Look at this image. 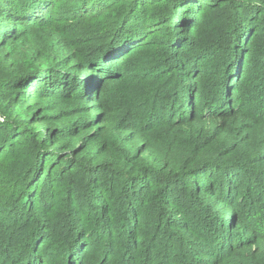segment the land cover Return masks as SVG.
I'll list each match as a JSON object with an SVG mask.
<instances>
[{
    "label": "trees",
    "instance_id": "1",
    "mask_svg": "<svg viewBox=\"0 0 264 264\" xmlns=\"http://www.w3.org/2000/svg\"><path fill=\"white\" fill-rule=\"evenodd\" d=\"M2 17L0 264H264V0Z\"/></svg>",
    "mask_w": 264,
    "mask_h": 264
},
{
    "label": "rangeland",
    "instance_id": "2",
    "mask_svg": "<svg viewBox=\"0 0 264 264\" xmlns=\"http://www.w3.org/2000/svg\"><path fill=\"white\" fill-rule=\"evenodd\" d=\"M0 19H1L0 21H1L3 26L5 25V26H8V27L12 26L13 28H18V29L20 28L17 24H15V21L11 20L10 17H6V18L2 17ZM0 34H1V32H0Z\"/></svg>",
    "mask_w": 264,
    "mask_h": 264
}]
</instances>
